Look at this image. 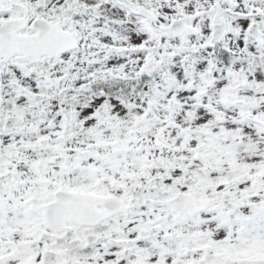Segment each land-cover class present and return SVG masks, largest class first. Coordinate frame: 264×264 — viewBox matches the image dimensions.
<instances>
[{
    "label": "snow or ice",
    "instance_id": "1",
    "mask_svg": "<svg viewBox=\"0 0 264 264\" xmlns=\"http://www.w3.org/2000/svg\"><path fill=\"white\" fill-rule=\"evenodd\" d=\"M0 264H264V0H0Z\"/></svg>",
    "mask_w": 264,
    "mask_h": 264
}]
</instances>
